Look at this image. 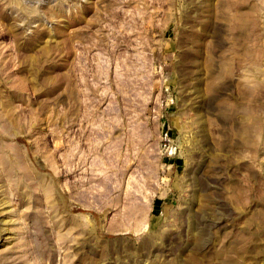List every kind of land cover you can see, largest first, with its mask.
Wrapping results in <instances>:
<instances>
[{
  "label": "rangeland",
  "instance_id": "374dc122",
  "mask_svg": "<svg viewBox=\"0 0 264 264\" xmlns=\"http://www.w3.org/2000/svg\"><path fill=\"white\" fill-rule=\"evenodd\" d=\"M0 264H264V0H0Z\"/></svg>",
  "mask_w": 264,
  "mask_h": 264
}]
</instances>
